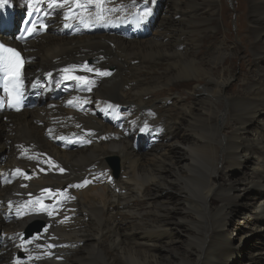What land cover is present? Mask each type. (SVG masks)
Wrapping results in <instances>:
<instances>
[{
    "label": "bare ground",
    "instance_id": "obj_1",
    "mask_svg": "<svg viewBox=\"0 0 264 264\" xmlns=\"http://www.w3.org/2000/svg\"><path fill=\"white\" fill-rule=\"evenodd\" d=\"M27 1L0 8V38L23 52L30 77L42 84L52 77L67 94L41 87L21 112H0V264H16L17 248L30 244L23 236L28 220L16 208H41L30 202L46 193L53 220L31 240L25 264H264V0H237L236 35L223 0H168L161 30L145 38L137 37L155 9L139 31L143 0H106V9L123 8L105 12L122 20L119 31L90 29L93 20L97 25L94 6L84 13L92 14L86 26L74 4L66 20L62 7L50 6L63 0H40L25 11ZM34 5L46 27L22 42L14 29ZM245 47L257 70L230 94L235 69L226 57ZM186 81L193 89L184 97H164ZM52 136L87 145L63 149ZM249 160L252 173L235 178ZM14 171L20 175L10 180ZM68 183L77 189L63 192ZM230 227L245 234L233 239ZM188 228L190 240L177 246ZM254 235L246 252L241 243Z\"/></svg>",
    "mask_w": 264,
    "mask_h": 264
},
{
    "label": "rangeland",
    "instance_id": "obj_2",
    "mask_svg": "<svg viewBox=\"0 0 264 264\" xmlns=\"http://www.w3.org/2000/svg\"><path fill=\"white\" fill-rule=\"evenodd\" d=\"M233 1V4H232V2H230V0H223L222 2H221V4H222V6H223V8H228V10H229V14H230V23H231V26H230V28H231V30H232V32H233V34H235L236 35V33H237V30H236V18L238 17V10H237V12H236V8H238L240 5V3H239V1H237V0H232ZM135 2H139L138 0H135ZM155 2H156V7L154 6V5H150V7H151V9L152 8H154L155 10H154V15H157L156 16V18H155V21H154V23H152V24H150L149 25V27H148V30H147V32L146 33H142V35L141 36H139V37H137V38H145V37H151L152 36V34H153V32L155 31V30H161V28L159 27V21H160V19L161 18H164V16L165 15H167L168 14V12L170 11V8H169V1L168 0H155ZM155 2H154V4H155ZM152 4L153 2L152 1H150L149 2V4ZM129 4H133V0L132 1H130L129 2ZM149 4H148V6H149ZM219 5V4H218ZM156 8L157 9H159V11H158V14H157V10H156ZM216 8H220V6H217ZM223 8L222 9H220L219 10V15H218V20L222 17H224L225 15H226V13L224 12V10H223ZM22 9H24V6H23V8ZM22 9H21V11H22ZM221 11V12H220ZM241 18H242V21H244V18H245V20H246V22L248 23V17H244V13H242L241 14ZM5 29H7V26H5ZM142 29V26L141 27H139V31ZM15 33H16V31H15ZM95 34H98V32L97 33H95ZM68 36V35H67ZM80 36H84V35H80ZM86 36H88V35H86ZM137 38H132V39H130V40H135V39H137ZM244 39V42H248V40L250 39V36H248V37H244L243 38ZM246 39V40H245ZM251 41L252 40H250V43H251ZM232 51V50H231ZM249 51V47H248V49L245 47V49H242V51L240 52V54L239 55H237V54H235V55H237V56H239V57H236L235 55H231V53H230V55H228L226 58L228 59V61L229 62H231L232 61V66L234 67V69H235V77L232 79V85H231V87H229L228 88V92H230V94H235V93H237L239 90H240V86H241V81L246 77V76H248L249 74H251V72L253 71V70H257V67H255V60H257L256 58L254 59V57L252 56V53L250 52V53H248V54H245V52L247 53ZM236 51H234V53H235ZM242 60H244L245 61V64H244V67L241 69V66H240V63H241V61ZM206 66V68H209V66H210V64H206L205 65ZM237 68V69H236ZM225 74H227V72H225ZM241 78H243V79H241ZM186 83H187V85H182V84H177V87L176 88H166L167 90L168 89H170L171 91L168 93V96H164V97H174V96H180V97H184L185 96V94H188L189 93V91H190V89H191V91H192V89H193V85H192V83L190 82H187L186 81ZM200 85V81H199V84L197 85V87ZM198 92V91H197ZM184 99V98H183ZM189 100L188 99H186L185 100V102H188ZM144 102H145V104H150V102H147V100L145 99L144 100ZM195 102V101H194ZM33 103V102H32ZM31 103V104H32ZM167 103H169V104H171L172 102H169V101H167ZM27 107H29V106H27ZM26 107V108H27ZM192 108H193V110H189V111H191V112H193L195 109H194V106H191ZM165 110V107H162L161 108V112H163ZM184 115H186L185 113H184ZM229 127H227L226 128V132H230V130L228 129ZM141 149L142 150H144V146H141ZM222 155V154H221ZM113 160V161H112ZM110 163L112 164V163H114V161H115V159L113 158V159H110ZM119 164H120V175H119V177L118 178H115V177H113V178H115V179H119L120 177H121V172H122V170H121V162H120V159H119ZM250 165V166H249ZM256 167V164H253L252 163V161L251 160H249L248 162H247V164H246V167H244L243 169H242V171H239V170H236L235 171V173H234V177L236 178H240V179H243L244 180V178H245V175H244V173H252V171H253V169ZM246 171V172H245ZM110 172H111V174H112V171L110 170ZM242 172H244V173H242ZM27 175L28 176H31V177H34V175L30 172V171H27ZM113 175V174H112ZM241 177H243V178H241ZM96 185H94V187H95ZM94 187H92V188H94ZM254 191V190H253ZM45 198H49V194L48 193H46L45 194ZM218 203V204H217ZM212 204L214 205V206H216V207H218L219 205H220V201H219V199H217V198H213V200H212ZM112 218H113V216L112 215H110ZM44 217V221H45V226H46V222H49V221H52L53 220V216H48V217H46V216H43ZM115 217V216H114ZM32 218H34V217H28V218H23L24 220H30L27 224H26V227H25V231H26V229L28 228V225L30 224V223H36V219H32ZM32 219V220H31ZM264 221V220H263ZM45 228V227H44ZM43 228V229H44ZM191 230H192V232L194 231L193 229H192V226H191ZM189 232H190V228H188V229H186L185 230V233H183L181 236H179V242L177 243V246H181L182 247V245H183V241L185 240V243L188 241V240H190V237H189ZM38 233H40V232H38ZM228 233H229V235L233 238V239H238L241 235H244L245 234V230L244 229H241V230H234V228L233 227H230L229 228V231H228ZM239 236V237H238ZM257 238H258V236L257 235H254L252 238H248V237H245L244 239H243V241H242V243H241V245H242V247H243V250H245L246 252L247 251H249L250 250V246L254 243V242H257ZM262 239V238H261ZM31 240H34V239H30V240H28V241H31ZM259 242H261V240H259L258 241V243L257 244H259ZM31 245H32V243H30V244H28V245H25V246H21V247H18L17 249H18V251H20V250H23V251H25L27 254H28V256H29V252H30V250H31ZM243 261H245L244 262V264H248V263H246V259L244 258L243 259ZM241 262V260H238V262H237V264H239Z\"/></svg>",
    "mask_w": 264,
    "mask_h": 264
},
{
    "label": "snow or ice",
    "instance_id": "obj_3",
    "mask_svg": "<svg viewBox=\"0 0 264 264\" xmlns=\"http://www.w3.org/2000/svg\"><path fill=\"white\" fill-rule=\"evenodd\" d=\"M40 0H28V6L31 8L33 4L39 3ZM154 3L155 0H152ZM9 0H0V8L7 6ZM106 0H63V3L54 4L50 6H58L64 7L65 5L74 4L75 8L81 9V13L79 14L78 18L81 23H84L86 26L91 22L90 16L92 15L89 13V16H85L84 13L88 12L89 7L94 6L96 11L94 13L95 19L97 21H104L106 19L105 12H116V11H123V8H112L106 9L105 8ZM145 7L143 10L136 13V18L138 22L147 21L148 17L151 15V7L148 6L149 0H143ZM133 4H135V0H133ZM32 13H29L31 16ZM47 15V14H46ZM73 18L72 9H69V14L65 15V19L69 20ZM46 27V26H43ZM37 27L35 22L31 24L30 28H27L25 31L27 34H32L33 31H36ZM20 39H24L23 36ZM24 65V58L21 56V53L12 47H8L3 43H0V74H2L3 78V89L6 95L9 97L8 104L10 107H17L19 106L22 96H23V78H22V69ZM88 71H92V69H87ZM70 71L69 69H65V72ZM101 76L110 75L107 72H98ZM70 79L78 80L84 83H88L86 77H79V76H70ZM0 106H2V102H0ZM63 171V169H61ZM85 183H88L85 181ZM39 203V201H38ZM41 210H47V206L41 205ZM51 215V212H49ZM67 219V218H66ZM47 231V229H45ZM26 243H31V241H26ZM39 247V245H37ZM48 247H53L49 245ZM31 258V257H30ZM19 264V261L17 262Z\"/></svg>",
    "mask_w": 264,
    "mask_h": 264
},
{
    "label": "water",
    "instance_id": "obj_4",
    "mask_svg": "<svg viewBox=\"0 0 264 264\" xmlns=\"http://www.w3.org/2000/svg\"><path fill=\"white\" fill-rule=\"evenodd\" d=\"M112 165L114 166V167H116V164H115V162L114 163H112ZM32 231V230H31Z\"/></svg>",
    "mask_w": 264,
    "mask_h": 264
}]
</instances>
